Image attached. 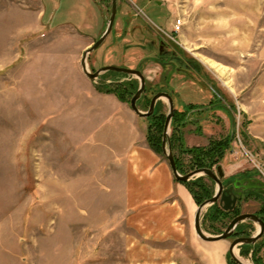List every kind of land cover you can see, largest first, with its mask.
I'll use <instances>...</instances> for the list:
<instances>
[{
  "label": "rangeland",
  "instance_id": "obj_1",
  "mask_svg": "<svg viewBox=\"0 0 264 264\" xmlns=\"http://www.w3.org/2000/svg\"><path fill=\"white\" fill-rule=\"evenodd\" d=\"M43 1L48 12L41 17V0H0V264H211L210 247L219 243L226 244L221 264H238L229 253L231 238L210 242L197 235L200 204L187 185L182 183L195 202L190 211L176 193L151 197L152 182L139 179L133 160L123 155L126 142L110 146L113 127L124 128L119 120L134 124L136 141L144 134L149 145L152 118L125 112L119 97L106 90L139 78L111 71L96 81H80L71 67L73 41L49 31L71 18L76 0ZM94 1L106 28L112 0ZM179 17L184 25L175 32ZM157 31L201 65L209 87L226 105L186 115L184 148L206 147L234 130L219 163L225 177H258L257 165L264 164V0H118L113 30L101 46L106 51L89 54V69L102 63L138 68L143 60L151 86L161 67L147 38ZM83 52L76 53V62ZM62 55L57 68L56 57ZM187 83L176 79L180 110L207 102L208 94ZM130 101L124 102L131 106ZM93 106L106 112L92 114ZM138 106L147 110L144 102ZM181 148L176 146L175 154L186 174L192 156ZM157 154L171 169L167 156ZM189 185L200 196L203 185L211 193L216 187L205 174L194 175ZM259 209V200L240 203L241 213ZM216 213V205L203 209L207 234L222 233L230 222L232 215ZM242 225L251 234L259 228L250 220ZM236 254L244 262L264 264L261 242L239 244Z\"/></svg>",
  "mask_w": 264,
  "mask_h": 264
},
{
  "label": "crops",
  "instance_id": "obj_2",
  "mask_svg": "<svg viewBox=\"0 0 264 264\" xmlns=\"http://www.w3.org/2000/svg\"><path fill=\"white\" fill-rule=\"evenodd\" d=\"M51 2L57 3V0L47 1V3H51ZM41 6L42 9L40 10V13H41V17H43L45 16L44 15L45 12L46 11L48 12L46 7L47 5H45L43 0H41ZM23 11L25 14H27L26 10ZM51 13L54 14V18H55V13L52 11L50 12V14ZM68 15H70L71 18L69 17L67 19V22L62 24L66 26L65 27L66 29H63L62 25H60V28L59 27L55 29L52 28L49 31H53L54 36L57 38L58 37H60L61 39L70 38L73 41V50L75 51L71 52L72 55L74 54L71 57V63H72L71 67L75 71L76 76L79 77L80 81H87L89 80V78L85 75L84 72H82L83 69L81 62L80 63H78L79 61L76 62L77 60L75 55L76 53L87 49L99 38V36L102 34V32L105 29L106 17L105 14L101 11V9L97 6L94 0H76ZM101 46L93 51L99 54L100 56L104 54L106 51V48H101ZM59 57L61 58H58V56L56 57L57 63L60 60H63V55ZM98 58L101 57L98 56ZM60 63L61 62L57 64V68L61 67L59 65ZM110 64L113 63H102L100 66L102 65L105 66ZM80 93H81L80 95L81 99L86 97L85 96L86 94L82 92ZM106 96L110 97L111 95H105V98ZM115 99L117 104L120 105L125 112L133 113L134 110L132 109L131 106H128L126 102L118 99L117 97ZM95 111H98L99 114H103L106 112V110H104L103 108L96 110L95 106H93L92 114H95ZM123 121L119 120V123H122V126L124 128H120L121 124H119L120 126L117 128L115 126L113 127L117 129V131H114V133L116 132V134H114V136L112 137L113 145L110 146L112 148H117L120 142L122 141L126 142L124 143L123 146L126 149V152L123 155L125 157H129V156L131 157L134 164L133 172L139 175V179L141 180L147 179L148 181L152 182V189L149 194L151 197L161 198V197L169 196L171 195V193H176L178 199L181 200V202L187 208H189L190 211V208L192 206L190 204L193 203L195 205L192 194L181 182L175 181L176 178L173 175L172 169H169L168 165L164 161H161L160 156L146 143L147 140L144 139V134L141 133L142 135H140L139 133L141 138H140V142L138 143L136 141L137 140L136 137L139 131L136 128V126L134 124H129V123L125 124L126 122ZM163 175L165 176L164 181L162 179ZM165 185L167 187H165ZM191 211L194 212L195 209ZM225 247L226 244L224 243H219L217 245L210 247V251L214 250L212 251L213 254L211 256L209 254L211 264H221L220 252L224 250Z\"/></svg>",
  "mask_w": 264,
  "mask_h": 264
},
{
  "label": "flooded vegetation",
  "instance_id": "obj_3",
  "mask_svg": "<svg viewBox=\"0 0 264 264\" xmlns=\"http://www.w3.org/2000/svg\"><path fill=\"white\" fill-rule=\"evenodd\" d=\"M147 39H149L150 45H152V47L153 46L155 47V52H157V54H158V56L157 57L155 56L154 59L159 64V66L161 67V72L159 73V75L157 74L158 78H157L156 82H154V84H152L151 86H149L148 78H147V76H145V79H146L145 91H144L143 95L141 96V98L138 100V104L141 102H144V104H146L147 110H148L150 107V103H151L152 98L160 92H165V93L170 94L172 96V98L174 100V104H175L176 79L178 77V78H184L185 80H188L187 84H190V85L194 84V85H196L195 87L198 88L200 91H202L204 94H208V98H207L206 103H202V104H196L193 102L189 103L192 106L187 107V110H188L187 115L194 114V113H201L204 111L224 110L226 105L223 102L222 96H220V93L217 89H215L214 87H211V88L209 87V84L206 82L205 76L202 73V67L195 59L191 58L190 56H186L185 54L179 52L176 49L175 44L172 42V40L169 38H166L164 35L159 34L158 31H157L156 37L148 36ZM142 66H143V60H141V63L138 67L143 72ZM143 74H144V72H143ZM139 86H140V80L138 82V88H139ZM148 91H152V94L149 95ZM166 103L167 102H165L163 100V98H159L156 101L154 113L157 116L165 115L167 118V114L169 112V109H168V111H164L162 109V107ZM168 108H169V102H168ZM177 110L181 111L179 108H177L175 106V112H174L175 117H176V113H177L176 111ZM183 110H186V109H183ZM228 112H230V111H228ZM235 123H236V120L234 119L233 120L234 126H235ZM218 165L219 164L216 165V169L214 168V166L212 167V169L217 170ZM195 169H197V168H195ZM195 169H192V171ZM209 178L216 185L213 193H211V196L209 197V198H211L216 193L217 183L211 177H209ZM247 178L259 179L258 177H256L255 174H245V175L237 176V177H233V178H231V177L227 178L224 175L221 178V180L223 182V192H222L220 198L218 199V201L211 204V205H216V210L222 209L225 212L229 211L230 212L229 214L232 215L230 217V222L237 215L241 214L240 203H242L244 201L250 202L251 200H254V201L259 200L260 209H259V211L254 212V213L257 214L264 221V192H262L261 188L246 187L245 185L248 184V180H245L243 183L241 182V180L247 179ZM224 193L230 194L232 198H234V197L237 198L236 203L232 209L226 210L223 208V205L225 204V202L222 201V195ZM209 198H207V199H209ZM207 199H205L204 201H206ZM244 213H251V212H244ZM243 222H241L236 227L234 233L229 238H231L232 240H235L236 238L252 236L255 234V233L254 234L249 233L246 230L247 228L244 225H242ZM260 242H264V234H263V236L260 237V239L255 244H258ZM231 258H232V256H231ZM254 263L258 264V263H256V261Z\"/></svg>",
  "mask_w": 264,
  "mask_h": 264
},
{
  "label": "water",
  "instance_id": "obj_4",
  "mask_svg": "<svg viewBox=\"0 0 264 264\" xmlns=\"http://www.w3.org/2000/svg\"><path fill=\"white\" fill-rule=\"evenodd\" d=\"M117 12H118V0H112L111 14H110V18L108 19L106 28L104 29L100 37L91 46L85 49L83 52L82 59H81V65H82L83 72L92 81H96L97 79L101 77L102 73L107 72V71H115V72L138 77L140 80V86L138 90L136 91V93L131 98L130 105L132 109L141 117H150L151 115L154 114L156 101L159 98H166L168 100L169 112L167 114L165 127H164L163 151H164V154L168 158V161L171 166L174 177L178 181L186 182V181H189L194 175L205 174L211 177L212 179H214L217 183V190L214 196L202 202L197 208L195 218H194V225H195V230H196L197 235L206 241L215 242V241L229 238L234 233L236 227L245 220H251L257 223L259 225V228L254 235L236 238L235 240L231 242L229 246V253L238 264H255L254 262H244L240 258L239 255L235 254L234 248L237 247L239 244L240 245H254L260 239V237L263 236L264 221L257 214L241 213L237 215L229 223L227 228L222 233L217 234V235L207 234L202 228L201 216H202L203 209L206 205L213 204L217 202L218 199L220 198L223 192V182L221 178L225 175V173H224L222 165L220 164L218 165L217 170L205 167V168H197L186 174H182L179 171L177 167V162L175 159L174 151L171 146L170 134H169V131L171 130L172 119H173L174 112H175V104H174V100L172 96L165 92H160L156 94L151 100L149 109L146 111H143L138 106V100L141 98V96L143 95L145 91L146 79H145V75L139 68L110 64V65L102 66L101 68H99L98 70L94 72H92L89 69V65L87 62L88 56L91 52L98 49L104 43L106 38L111 34L114 24H115ZM245 180H248V184L245 185L246 187L261 188L262 192H264V182L262 180L247 178V179H242L241 182L243 183ZM236 199H237L236 197L232 198L230 194L224 193L222 195V201L225 202V204L223 205V208L226 210L232 209L236 203Z\"/></svg>",
  "mask_w": 264,
  "mask_h": 264
},
{
  "label": "trees",
  "instance_id": "obj_5",
  "mask_svg": "<svg viewBox=\"0 0 264 264\" xmlns=\"http://www.w3.org/2000/svg\"><path fill=\"white\" fill-rule=\"evenodd\" d=\"M111 72V71H108ZM123 74V73H122ZM127 75V74H124ZM108 92L115 93L120 100L122 101H129L133 97V95L136 93L138 90V82H127V83H120L117 84L115 87H108L106 89ZM192 106V105H188ZM176 117L174 116L172 119L171 126L175 124L174 130L172 134L170 135V141H171V146L174 151L175 159L177 162V167L179 170L182 168V164L180 163L178 157L175 154V149L176 146H179L181 148V151L185 152L187 151L189 154H191L192 159H191V168H212L216 164L220 163V160L224 157L226 150L229 149L232 141H233V134L234 130H232V135L228 137H223L220 138L219 140H211L208 146L206 147H192V148H184V143H183V134L181 132V125L183 124V120L186 117L188 110H181V111H176ZM152 118V123H151V129L148 131V142L150 147L157 153L161 154L164 153L163 151V135H164V127H165V122H166V116L165 115H159L157 116L155 113L150 116ZM152 128H155V131L152 132ZM177 180V179H176ZM178 181V180H177ZM190 181V180H189ZM189 181L182 182L183 184L187 185L190 189V191L193 193L195 199L199 204H201L205 199L209 198L211 196V192L209 188H207L205 185H203L202 188V193L204 196H200L199 194L197 195L194 191V189L191 188L189 185ZM230 212L223 211L222 209H217L216 215L220 216H227ZM262 246L264 248V242H261ZM256 245V244H255ZM251 246V245H247ZM261 246V245H260ZM259 249V248H258ZM256 263L261 264L256 261Z\"/></svg>",
  "mask_w": 264,
  "mask_h": 264
},
{
  "label": "built area",
  "instance_id": "obj_6",
  "mask_svg": "<svg viewBox=\"0 0 264 264\" xmlns=\"http://www.w3.org/2000/svg\"><path fill=\"white\" fill-rule=\"evenodd\" d=\"M184 18L179 17L175 23H174V31L179 32L181 30V27L184 25ZM257 168L259 170V179L264 182V164H258Z\"/></svg>",
  "mask_w": 264,
  "mask_h": 264
},
{
  "label": "bare ground",
  "instance_id": "obj_7",
  "mask_svg": "<svg viewBox=\"0 0 264 264\" xmlns=\"http://www.w3.org/2000/svg\"><path fill=\"white\" fill-rule=\"evenodd\" d=\"M234 252H235V254H236V252H237V247L234 248Z\"/></svg>",
  "mask_w": 264,
  "mask_h": 264
}]
</instances>
